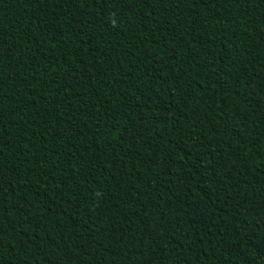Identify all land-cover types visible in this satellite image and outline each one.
<instances>
[{"label":"trees","instance_id":"trees-1","mask_svg":"<svg viewBox=\"0 0 264 264\" xmlns=\"http://www.w3.org/2000/svg\"><path fill=\"white\" fill-rule=\"evenodd\" d=\"M0 264H264V0H0Z\"/></svg>","mask_w":264,"mask_h":264}]
</instances>
